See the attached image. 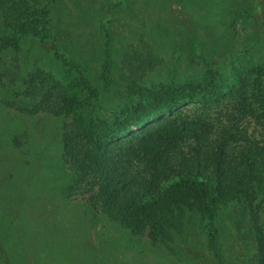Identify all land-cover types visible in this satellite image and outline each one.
<instances>
[{
  "label": "rangeland",
  "instance_id": "374dc122",
  "mask_svg": "<svg viewBox=\"0 0 264 264\" xmlns=\"http://www.w3.org/2000/svg\"><path fill=\"white\" fill-rule=\"evenodd\" d=\"M29 2L47 11L42 38L31 31L15 35L0 14V163L3 168L9 164L15 184L30 162L35 161V168L43 163L33 198L58 201L62 222L52 234L49 264H254V245L242 236L245 229L241 235L235 224V219L241 222L245 217L249 224L252 213L247 205L217 204L221 261L207 247L200 202L192 198L159 213L158 226L170 238L152 242L146 235L150 226L131 232L111 220L97 197L98 177L82 169L80 173L79 161L74 153L63 155L62 144L67 132L81 136L99 122L123 118L151 91L185 83L199 88L222 85L226 90L234 69H264V5L253 10L264 0ZM110 3H117L113 10ZM177 18L195 35L192 46L187 31L176 35ZM54 51L77 67L63 64ZM186 99L161 117L168 116L172 124H194L200 138L185 132L180 143L187 155L204 164L221 143L232 154L243 147L264 151V126L238 111L229 96L209 104ZM129 133L114 142L112 152L141 169L142 161L132 160L125 151ZM77 174L76 182L64 191L61 177L72 180ZM29 177L18 186L26 185ZM260 202L252 199L254 210ZM260 207L257 213L264 225L263 201ZM28 213L23 207L19 217Z\"/></svg>",
  "mask_w": 264,
  "mask_h": 264
},
{
  "label": "trees",
  "instance_id": "16d2710c",
  "mask_svg": "<svg viewBox=\"0 0 264 264\" xmlns=\"http://www.w3.org/2000/svg\"><path fill=\"white\" fill-rule=\"evenodd\" d=\"M116 4L110 3L109 8L113 10ZM262 5L264 3L256 5L253 10L263 9ZM0 14L15 35L31 31L42 38L48 21L46 9L31 5L29 0H0ZM175 25L177 36L188 32L192 46L196 37L186 27L185 21L177 18ZM54 56L69 68L77 67L56 51ZM263 77L264 69L252 65L234 69L232 82L225 85L226 90L222 85L199 88L185 83L151 91L137 108L123 118L110 123L99 122L86 128L81 136L65 133L62 153H74L79 161L78 170L98 177L97 197L111 220L131 232H142L150 226L146 235L152 242L170 238L162 234V228L158 226L161 211L185 199L198 200L207 247L219 261L222 257L215 223L217 204L239 202L247 205L252 213L249 224L247 217L241 222L235 219L236 229L241 235V230L245 229L242 236L249 241L247 243L254 245V264H264V225L257 213V208L264 202V151L243 147L237 154H232L226 152L227 146L221 143L211 151L210 160L203 164L180 148L187 135L185 132L200 138L196 128L192 127L194 124L182 121L172 124L168 116L161 117L171 107L188 100L186 98L209 104L229 96L238 111L247 112L264 126ZM82 81L88 87L87 82ZM132 127L137 131L132 132ZM127 133L130 135L124 143L125 151L132 160L142 161L141 169H134L133 164H126L121 156L112 152L114 142H120ZM191 147L199 152L194 145ZM34 165L35 161L30 162L27 172L22 173L15 184L12 181L15 174L8 170L9 164L3 168L0 163V264H49L50 258L46 255H51L54 249L52 234L62 223L58 219L60 205L56 200H34V182L43 171L40 167L43 163L37 168ZM28 174L27 184L18 186ZM61 178V188L65 191L67 186L76 182L78 174L72 180L70 177ZM50 181L53 182L54 178ZM254 197L261 200L256 210L251 204ZM23 207H28L29 213L21 219ZM243 208L247 209L246 206ZM39 213H42L41 217ZM66 224L69 225V221ZM63 227L68 228L67 225Z\"/></svg>",
  "mask_w": 264,
  "mask_h": 264
}]
</instances>
